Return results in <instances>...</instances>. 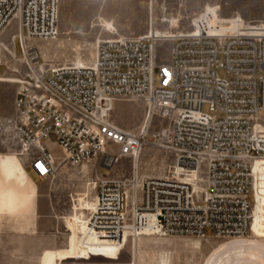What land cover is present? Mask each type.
I'll list each match as a JSON object with an SVG mask.
<instances>
[{
    "label": "built area",
    "instance_id": "built-area-1",
    "mask_svg": "<svg viewBox=\"0 0 264 264\" xmlns=\"http://www.w3.org/2000/svg\"><path fill=\"white\" fill-rule=\"evenodd\" d=\"M60 1L0 0V39L15 22L13 41L27 70L14 130L38 178L56 170L51 139L73 166L112 170L122 158L132 160V176L98 179L82 243L116 247L126 234L247 237L256 181L264 177L255 171L264 164V25L207 10L189 31L105 40L91 65L56 66L28 42L57 39ZM161 39L171 42L165 59L157 53ZM120 100L137 101L150 120L166 123L154 139L173 156L167 177L136 171L146 135L111 122Z\"/></svg>",
    "mask_w": 264,
    "mask_h": 264
},
{
    "label": "rangeland",
    "instance_id": "rangeland-1",
    "mask_svg": "<svg viewBox=\"0 0 264 264\" xmlns=\"http://www.w3.org/2000/svg\"><path fill=\"white\" fill-rule=\"evenodd\" d=\"M59 8L57 39L28 42L43 62L56 66L91 65L100 42L144 36L151 22L158 34L189 31L193 20L207 10L215 9L222 18L239 16L246 23L264 25V0H154L153 6L151 0H61ZM16 32L13 23L0 39V264H54L67 247L76 246L77 231H84L98 179L115 173L127 178L134 169L130 158H122L112 170L98 163H63L64 154L51 139L57 160L53 175L38 178L36 186L23 179L17 162L24 168L28 160L15 135L14 103L27 62L19 42L15 45L12 40ZM170 47L169 40L161 39L158 57L167 58ZM218 75L226 78L222 70ZM146 119L147 109L128 100L115 102L110 117L112 123L133 134L142 130ZM164 126L157 118L149 119L146 143L137 161L136 171L142 177H167L174 167L173 156L155 145L154 135ZM27 173L31 176L29 169ZM255 189L253 213L264 218V177L257 179ZM4 192L18 197L20 203L13 210L2 206ZM259 203L261 212L256 207ZM115 255L112 258L117 260L63 264H264V232L258 240L251 232L230 239L143 235Z\"/></svg>",
    "mask_w": 264,
    "mask_h": 264
},
{
    "label": "crops",
    "instance_id": "crops-1",
    "mask_svg": "<svg viewBox=\"0 0 264 264\" xmlns=\"http://www.w3.org/2000/svg\"><path fill=\"white\" fill-rule=\"evenodd\" d=\"M17 169L20 172V174L23 176V179L26 178L28 182H30L31 185L33 184L34 186H36L38 177L36 174L32 173V169L30 166L27 165L26 167L22 168L20 164L17 162ZM28 169L31 171V176L27 173ZM110 178H123V177H121L120 174L115 173ZM1 195H2L1 204L4 208L8 210H13L14 208H16L17 204L20 203L18 197L16 196L14 192H4ZM256 207L258 208L259 212H261V204L259 203V205ZM263 232H264V218L262 217V215L260 216V214L259 215L255 214V221H254V225L252 226V230H251L253 239L258 240L259 237H262ZM128 244H129V241H128ZM124 248L122 249V252ZM101 250L106 251V249H102V248ZM80 252L83 253V255H80ZM114 253L116 252L110 251L109 255L113 256ZM80 260L99 261V260H117V258L113 259L112 257H106V256H102L99 254L84 252V251L79 250L76 246L73 245V246L67 247L64 250V252L60 255L57 262L54 264H63L65 261L77 262ZM73 264H78V263H73Z\"/></svg>",
    "mask_w": 264,
    "mask_h": 264
},
{
    "label": "bare ground",
    "instance_id": "bare-ground-1",
    "mask_svg": "<svg viewBox=\"0 0 264 264\" xmlns=\"http://www.w3.org/2000/svg\"><path fill=\"white\" fill-rule=\"evenodd\" d=\"M153 1L154 0H151V4H152V6H153ZM213 11H215V9H213ZM216 12V11H215ZM239 17V16H238ZM194 21V20H193ZM164 22H166V21H164ZM15 23V22H14ZM16 24V23H15ZM109 25V24H108ZM146 35H149V36H151L152 38H155V37H161V38H165V37H171L172 35H171V33H161V34H158L157 32H156V30L154 29V26H153V22H151V24H150V26H149V31H148V33L146 34ZM15 37V35L12 37V40H13V38ZM47 64V63H46ZM74 65H78V66H86V65H84V64H80V63H78V64H74ZM148 124H149V118L148 119H146V124H145V126L142 128V132L145 134V133H147V128H148ZM51 151H52V148H51ZM52 154H53V152H52ZM53 156L55 157V155L53 154ZM55 159H56V157H55ZM261 168H264V164L263 163H258L256 166H255V171H256V175L258 174V172H259V170L261 169ZM94 203H95V201H94ZM94 208V207H93ZM93 210V209H92ZM87 219H88V217H87ZM87 219H86V221H85V226H86V222H87ZM254 219H255V216H254V213H253V220H252V224H253V221H254ZM85 226H84V231L83 232H81V231H77V234H78V242H77V244H76V246H77V248L79 249V250H81V251H84V252H88V253H93V254H100V255H105V256H109V257H112V256H110L109 255V253H110V251H113V252H116V254L118 255L119 253H120V251H122V249L124 248V246L126 245V244H128V241L130 242V241H135V240H137L139 237H141V236H139V237H137V238H133V239H130L129 238V235L128 234H126L125 235V238H124V240H123V243L121 244V245H119V246H116V247H114V246H110V245H104V246H101V247H96V246H92V245H86V244H84V243H82V237L84 236V234H85ZM251 230H252V228H251ZM101 248L102 249H106V251L105 250H101ZM108 250V251H107ZM117 255H115L114 257H116ZM164 264H165V262H164Z\"/></svg>",
    "mask_w": 264,
    "mask_h": 264
}]
</instances>
